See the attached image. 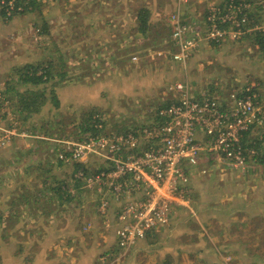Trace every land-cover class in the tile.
<instances>
[{
  "label": "rangeland",
  "instance_id": "rangeland-1",
  "mask_svg": "<svg viewBox=\"0 0 264 264\" xmlns=\"http://www.w3.org/2000/svg\"><path fill=\"white\" fill-rule=\"evenodd\" d=\"M1 1L6 3L0 0V105L4 106L0 109V216L7 218L0 221V230L5 227L8 234L0 235V264H161L160 252L155 251L128 263L125 252L116 246L115 220L109 228L95 223L79 229L80 222L76 223L81 213L72 202L66 203L64 212L59 200L52 198L49 212L41 215L44 200L34 195L25 200L28 188L34 191L39 187L38 179L32 176L48 173L56 183H61L65 172L71 174L75 170L71 161H58L62 154L57 152V146L67 149L87 137L123 132L140 138L143 130L156 128L153 112L172 101L174 96L169 87L175 83L188 85L190 94L197 98L212 94L225 99L246 83L260 85L258 91L264 94L262 55L253 41L234 42L225 36L222 43L203 44L198 51L193 50L186 66L172 60L171 30L165 25L166 15L179 3L184 20L193 23L189 20L202 11V4L216 0H176L175 6L172 0H165L161 23L152 26L146 39L134 46L138 49H130L131 43L139 41L132 33V39H127L131 43L118 51L116 59L107 54L104 46L96 48L95 38L98 29L111 30L110 22L118 16L108 15L111 7L100 9L96 0H36V6L26 10L23 4L28 0H20L22 4L16 13L7 4L5 20L1 16ZM14 1L8 2L13 5ZM253 19L263 23L264 11H258ZM196 25L201 31L206 30L205 23ZM115 37L109 39L124 42L123 38ZM133 56L137 58L135 61L131 60ZM60 59V65H68L69 78L66 76L61 82L52 76L45 86L36 89L48 99L55 91L62 104L59 108L54 109L47 99L42 107L47 106L50 114H42L40 108L20 110L21 98L30 94L21 87L13 104L8 101L4 85L9 82L16 87L15 66ZM91 127L97 128L96 131L88 130ZM259 133L260 129H256L250 136ZM28 161L33 168L41 165L31 176L21 173ZM81 164L88 173L107 167V162L99 157H87ZM202 168L190 185L189 208L173 213L171 219L176 225L168 227L163 236L164 244L172 237H181L179 251L186 254L181 253L183 257L168 264H264V215H253L264 213V164H252L245 174L220 166L206 171ZM202 170L205 174H201ZM83 193L88 201L92 199L93 207L98 206L96 190ZM113 203H109L108 210ZM239 209L241 212L236 213ZM33 215L41 216L33 221ZM95 217L100 219L96 214ZM46 218H52L53 223ZM72 220L75 227L71 226ZM41 222L42 225L37 224ZM34 227H43L48 238L34 231ZM81 231V236L70 234ZM110 234L115 242H110ZM156 255L159 260L153 259ZM170 256L162 264L175 261L176 254Z\"/></svg>",
  "mask_w": 264,
  "mask_h": 264
},
{
  "label": "built area",
  "instance_id": "built-area-1",
  "mask_svg": "<svg viewBox=\"0 0 264 264\" xmlns=\"http://www.w3.org/2000/svg\"><path fill=\"white\" fill-rule=\"evenodd\" d=\"M1 2L12 6L11 2ZM209 5L204 18L211 24L206 21L204 32L197 23L184 20L179 3L168 15L174 62L185 66L200 42H218L225 36L235 41L245 33L248 19L245 14L239 15L244 10L242 6L230 7L232 12L224 9L216 17L219 3ZM217 20L223 26L219 27ZM260 29L264 31V25ZM257 85L246 83L225 99H218L207 94L194 97L188 85L175 83L169 87L172 101L160 109L162 122L152 130H143L142 137H87L64 149L70 154L66 161L99 157L109 164L106 171L86 180L90 187H97L105 179L114 201L122 203L115 229L121 251L126 253L137 241L166 227L177 207L189 208L190 174L202 161L211 160L222 168L245 174L257 163L258 153L264 155V94L259 93ZM256 129L260 133L251 137ZM108 209V201L102 200L99 212L106 214Z\"/></svg>",
  "mask_w": 264,
  "mask_h": 264
},
{
  "label": "crops",
  "instance_id": "crops-1",
  "mask_svg": "<svg viewBox=\"0 0 264 264\" xmlns=\"http://www.w3.org/2000/svg\"><path fill=\"white\" fill-rule=\"evenodd\" d=\"M216 1H218V3H219L222 0H216ZM96 2H97L100 9H104L105 6H108V8L111 7L108 10L109 16L112 17L114 15H118L115 20H111L112 22H110V23H112V26H110V27H112L111 30H106L104 32V29L103 30L98 29L96 31V35H95V38H97L96 48H100L99 46H104V49H106L107 54H109L112 59H116L118 51H120L121 49H124V47H127L131 43V41H128L127 39H129V40L132 39V33L134 34L133 36L138 37L137 39H139V41L137 43H131L130 49H138V47L136 48L134 46L141 44L142 41H144V39H146V36L142 37L141 34H140L141 35L140 36L137 34V32H135V29L137 27L136 17H137L139 10L144 8L150 12V23L152 24V25H150V31H151L152 26L158 25L159 22L161 23L160 18L162 17V14H163V12H161V9L163 8L164 2H166V1L165 0L164 1H162V0H119L117 2L115 0H96ZM170 2H171V0H170ZM175 3H176V0H172V4H174V6H175ZM207 4L208 3H203L202 4V6H203L202 11H200V12L198 11L196 13L195 19L189 20V21H194L195 23L199 24V22L202 21V16L206 15L205 11H206V5ZM211 4H213V3H211ZM198 5H201V4L198 3ZM174 6H173V8H174ZM134 13H135L134 22L130 26L129 21H130V18L133 16ZM167 17H168V15H166V18H165V25H167V27H168L169 25L167 23ZM191 19H192V17H191ZM106 20H107V18L105 17V21ZM103 21H104V18H102V22ZM159 28H161V26L157 27V30H159ZM169 29H170V26H169ZM149 33L150 32H148L147 34H149ZM153 34H155V32ZM114 36H116L115 38H123L124 42L122 41V42L118 43V41L109 39V38H113ZM168 36H169V34H168ZM125 40H126V42H125ZM110 42H113L112 45H109ZM166 43H167V41H166ZM169 43H170V41H169ZM208 43L209 42H202V43L200 42L199 46L196 48L195 51H198L199 48L201 47V45L208 44ZM163 47H165V45ZM100 51L101 50H98L97 52H100ZM123 57L124 56H121V58H123ZM187 63H186V65H187ZM166 106H162L161 108L163 109ZM40 110H41L42 114H50V109L47 106L42 107V109L40 108ZM52 114H54V109H53ZM57 148H61V147L57 146ZM48 163H50V162H48ZM261 163L264 164V161H261ZM200 164L201 165L199 166V168L197 167V169L192 171V173L190 174L189 184L187 185L188 198L192 192V187L190 186L191 182L196 181L195 175L200 171V168L203 167L202 169L206 171L207 168H211V167L214 168L216 166L219 167V165L213 163L211 160H204ZM208 164H211V165H208ZM32 166L33 165L30 163V161H28V163L26 165H24V172H21L22 175L25 174L26 176H31V175L35 174V172L39 169V167L41 165L37 166L36 168H33ZM108 166H109V164L107 163V167ZM203 170L201 171V174L202 173L205 174V171H203ZM64 174L66 176L64 178H62L63 181H60L61 183L62 182L67 183L70 180L72 181L73 172L71 174H67V172H65ZM49 176H52V174L49 175L48 173H46L45 175H40L38 173L37 175L32 176L34 179H36V180L38 179L37 185H39V187L34 191H29L30 190L29 188L27 189L28 190V197L31 195H34L35 198H38V199L40 198V199L44 200L43 201V208H41V215H43V216L46 213H48L50 210L49 201L52 198L56 199V201H57V197H53V194L50 192L51 187H52L50 184L52 183L53 180L51 181V177H49ZM198 177H199V175H198ZM43 182H45L46 185L41 186V184ZM53 182L56 183L55 181H53ZM55 185L56 184H54V186ZM95 190H96L95 194L98 196V205H100L101 201L105 199L108 201V203H109V201L114 202L113 208H111V210H107L106 214H102L101 212L98 211L97 206L93 207L92 199L90 201H88L84 197L85 194L83 192L79 193L80 192L79 188L73 187L71 192H72V194L75 195V199L71 202L74 203V205L76 206V210L79 213H81L80 221H78L76 223V224H79V222H80L79 229L84 230V229L88 228L89 225H93L95 223H98L103 229L109 228L113 224L114 220L116 221L117 210L121 207L122 203L121 202L118 203V202L114 201L113 194L111 193L107 184L104 182H101V184H98L97 187H95ZM91 194H93V193L91 192ZM62 197H64V196L62 195ZM64 202L65 201H63V202L61 201L60 203L62 204L61 209L64 210V212H65L67 210V207H66V203H64ZM94 204L96 205V200H94ZM211 208L212 207H210V209ZM176 210L184 211V208L177 207L174 210V212ZM243 211L250 213L252 210H243ZM240 212H241V209H239L238 212H236V213H240ZM95 214L98 217L100 216V219L96 218ZM41 215H39V216L33 215L32 220L34 221L36 219L38 221L39 217ZM253 215L263 216L264 213H261V212L254 213L253 212ZM2 217L7 218L6 215H4ZM173 218H174V216H173ZM46 220L50 224L53 223L52 218H46ZM74 221L75 220L71 221L72 227L76 226V224L73 225ZM37 224L42 225V222L37 223ZM172 225H176V223L173 221V219H171L169 221V223L166 227H163L162 229H160L156 232L150 233L148 235V237L145 239L137 241V243L134 245V247H132L128 252L125 253V255H126L125 259L128 260V263L131 261L134 262L136 260V257H137V259H141V256L146 255L148 253H151L153 251H155L157 253L160 252V258H161L160 263L161 264H162L163 260H167V259H169V257L171 258L172 257V256H170L171 254H176L175 262L177 260H179L181 257H183L184 255H186V254H184V251H181V252L179 251V249L183 243V239L181 237H177V238L172 237L170 241L166 242V244H164L163 243L164 241H162L163 236H165V231L167 230L168 227H172ZM33 230L40 232L42 235H45L44 237L48 238L47 237L48 236L47 231H45V229H43V227L42 228L41 227H34ZM70 234H75L76 236H81L82 231L81 232H74V233H70ZM84 235L87 236V233L85 232ZM112 235L110 234V242H115V239ZM158 247H159V249H158ZM181 253H183L184 255H182ZM157 258L159 259V257L157 255L155 257H153V259H157Z\"/></svg>",
  "mask_w": 264,
  "mask_h": 264
},
{
  "label": "trees",
  "instance_id": "trees-1",
  "mask_svg": "<svg viewBox=\"0 0 264 264\" xmlns=\"http://www.w3.org/2000/svg\"><path fill=\"white\" fill-rule=\"evenodd\" d=\"M6 3H8L9 0H5ZM20 0H15L13 6V13L18 12V8L20 7V5L22 4V2H19ZM36 0H28L27 4H23L24 9L29 10V7L34 8L36 6ZM214 4H218V1L215 2ZM243 4H247L248 7L246 5ZM7 5L2 4L1 5V16L6 20V7ZM210 5L207 4L206 5V11L205 13L209 12V7ZM240 6L243 7V11L239 13L240 14H245L247 19H248V25L247 28H245V33L238 39H233L236 41H241L243 39H249L250 41H253V46L256 48V50L259 52L260 55H262L263 60H264V31L262 29H260V27H262L264 25V20L263 23H257L258 20L256 21V19H253V17H255V14L258 11H264V0H222L221 2H219V6L216 5L217 9L215 12L217 13L216 17H219L221 15L220 12H222L224 9L228 10L229 12H232V10L230 9V7H237L239 8ZM32 10V9H31ZM207 15V14H206ZM137 27L135 29V32H137L138 35H142V37L147 36L148 32H150V12L147 9H140L138 14H137ZM218 19V18H217ZM253 19V20H252ZM206 17L204 19H202L201 23H206ZM250 21V22H249ZM168 23V21H167ZM208 24H211L209 21H207ZM216 24L221 27L223 25H221L220 21L217 20ZM169 25V23H168ZM44 27V26H42ZM247 30H250L249 32H247ZM140 35V36H141ZM228 38V37H227ZM171 41V38H170ZM224 42V40H220V41H212L211 44L212 45H216L219 43ZM170 47H173L172 45V41L170 42ZM61 59L58 60V62H53V63H45L43 62H39V64L37 63H24V64H20L14 67V75H15V86L13 85H9L11 83L6 82L4 85V90L6 92V95H9V99L8 101L10 103L13 104V98L16 94V91L18 89V87L23 88L24 92L26 93H30L24 97L21 98L20 100V105H22L20 110H25V111H31V109H42V106L45 104V102L47 101V96H45L44 92H36V89L39 88L40 86H45L52 78V76H56V80H60L61 82H63L66 79L69 78L68 75H66V70L69 71L68 65L66 66L65 64H61ZM75 69V67H72ZM68 82V81H67ZM248 84V83H247ZM246 85V84H245ZM260 87V85H257L256 89H258ZM45 89V88H44ZM44 89H42L43 91H45ZM53 92V96H51L50 99H48L49 101V105L53 106L54 109L59 108L61 101H59V96L56 95L55 91ZM208 96H212V94H207ZM214 96V95H213ZM261 96V95H259ZM201 97V96H200ZM216 97V96H215ZM170 100L168 101L167 104L163 105H169ZM62 105V104H61ZM4 106L0 105V109H2ZM162 107V106H161ZM161 107H158L157 112H153L155 114V118H156V122L157 124H160V122H162V117L160 119V109ZM156 124V123H155ZM88 129V128H86ZM97 128L95 127H91L88 130H92V131H96ZM123 135H127L128 132H123L121 133ZM57 152L59 151L60 154H62L64 156V158H60L58 159V161H60L61 163H64L66 161V157H70V154L68 153L67 150L61 149V148H56ZM257 162H261L264 161V155L263 153H258V155L255 157ZM69 161H71L72 163L75 164V170H73V174H72V181L70 180L69 182L65 183H56L55 186L51 187L50 192L53 194V197H57V199L59 200V202H63L64 203H71V201H73L75 199V195L72 194L71 190L74 188H79L80 192H85V191H90V190H95L96 186H92L90 187L89 185H87V180L86 178L89 177L90 175H99L100 172L102 171H106V168H100L97 170H94L91 173L86 172V168L83 167V165L81 164V161H76L75 159H70ZM51 177V181H55V179L52 176ZM103 180V179H102ZM100 180V181H102ZM52 181V182H53ZM105 182V179L104 181ZM46 185L45 182H43L41 184V186ZM25 195V200L28 197V192L24 193ZM62 195L64 197H62ZM21 196V195H20ZM19 196V198H20ZM60 205H62L60 203ZM13 216H15V212L12 213ZM17 218V217H16ZM13 220L15 219L12 218ZM4 218L2 216H0V221L4 222ZM8 232L5 229V227H1L0 230V235L1 237H5L7 236ZM159 260V259H158ZM174 263L175 261H168V263Z\"/></svg>",
  "mask_w": 264,
  "mask_h": 264
},
{
  "label": "clouds",
  "instance_id": "clouds-1",
  "mask_svg": "<svg viewBox=\"0 0 264 264\" xmlns=\"http://www.w3.org/2000/svg\"><path fill=\"white\" fill-rule=\"evenodd\" d=\"M110 202H111V201H109V203H110ZM99 206H100V205H98V206H97V208H98V211H99Z\"/></svg>",
  "mask_w": 264,
  "mask_h": 264
}]
</instances>
